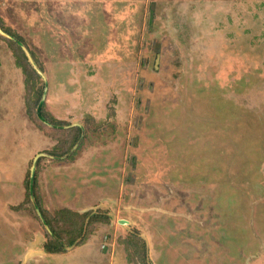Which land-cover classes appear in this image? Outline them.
<instances>
[{
    "label": "rangeland",
    "instance_id": "obj_1",
    "mask_svg": "<svg viewBox=\"0 0 264 264\" xmlns=\"http://www.w3.org/2000/svg\"><path fill=\"white\" fill-rule=\"evenodd\" d=\"M0 264H264V0H0Z\"/></svg>",
    "mask_w": 264,
    "mask_h": 264
},
{
    "label": "trees",
    "instance_id": "obj_2",
    "mask_svg": "<svg viewBox=\"0 0 264 264\" xmlns=\"http://www.w3.org/2000/svg\"><path fill=\"white\" fill-rule=\"evenodd\" d=\"M20 50V49H19ZM21 55V50L19 51ZM23 54V53H22ZM23 58L19 57L17 66L21 68L26 76L25 84L27 89L30 91L32 86L41 80L40 76L35 70H33L28 62L27 64L22 63ZM29 95V94H28ZM43 92L39 93V100L34 105L36 107V116L40 121L49 124H57L56 120L48 119L44 112L45 105L42 103ZM29 113H32L31 103L27 102ZM33 189L31 188V180L27 179L26 185L28 187V196H31L30 189L34 191L36 197L37 208L41 211L43 215V225L48 226L51 230V234H48V243L46 244V251L50 254H62L66 253L68 248L75 245L84 244L87 240V235L85 234V221L89 217V214L84 216H77L72 212L65 213V217L68 218L66 221H58V216H51L48 214L42 206V201L38 192V175L33 178L32 181ZM77 218V219H76ZM145 251V250H144Z\"/></svg>",
    "mask_w": 264,
    "mask_h": 264
},
{
    "label": "water",
    "instance_id": "obj_3",
    "mask_svg": "<svg viewBox=\"0 0 264 264\" xmlns=\"http://www.w3.org/2000/svg\"><path fill=\"white\" fill-rule=\"evenodd\" d=\"M26 53H27V55L30 57L29 53H28V52H26ZM31 62L33 63L32 60H31ZM33 64H34V63H33ZM37 72H38V74L42 75V73H41L40 71H37ZM45 98H46V96L43 97V101H42L43 104L45 103ZM34 174H35V173L32 172V175H34Z\"/></svg>",
    "mask_w": 264,
    "mask_h": 264
}]
</instances>
